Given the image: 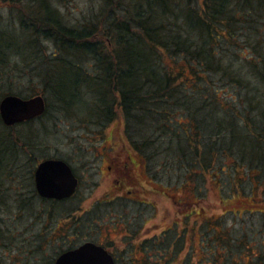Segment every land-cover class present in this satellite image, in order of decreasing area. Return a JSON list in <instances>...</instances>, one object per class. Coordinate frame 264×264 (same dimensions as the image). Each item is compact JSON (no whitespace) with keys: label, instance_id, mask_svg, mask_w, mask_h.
Masks as SVG:
<instances>
[{"label":"trees","instance_id":"1","mask_svg":"<svg viewBox=\"0 0 264 264\" xmlns=\"http://www.w3.org/2000/svg\"><path fill=\"white\" fill-rule=\"evenodd\" d=\"M10 1L31 29V44L43 37L64 53L44 78L62 106L85 109L87 121L101 126L120 112L130 150L147 156L141 157L147 173L156 158L148 154L166 146L156 153L172 156L162 167L182 173L178 188L199 180L222 194L228 179L230 191L220 199L230 201L227 210L211 217L192 209L183 228L172 225L130 245L141 255L129 264H264L262 250L246 237L232 238L221 224L224 214H238L239 199L241 213L264 215V0H105L79 26L66 23L53 5L58 0ZM8 40L14 39L0 31V64ZM90 60L93 71L84 70ZM56 65L71 75L65 94L53 86ZM7 94L15 95L1 93ZM16 142V135L0 133V196L15 167L7 155ZM194 232L197 246L193 239L186 250Z\"/></svg>","mask_w":264,"mask_h":264},{"label":"rangeland","instance_id":"2","mask_svg":"<svg viewBox=\"0 0 264 264\" xmlns=\"http://www.w3.org/2000/svg\"><path fill=\"white\" fill-rule=\"evenodd\" d=\"M104 1L58 0L53 5L68 25L79 26L94 19ZM0 31L14 39L4 45L6 57L0 64V99L1 93L21 98L32 94L42 96L48 105L46 115L27 124L0 125V133L19 138L15 151L9 156L6 154L15 157V167L8 180L5 179L0 196L5 213L4 221L0 220V264H53L68 248L86 241L96 242L116 255L117 264H129L131 256L141 255L130 245L136 247L172 225L183 228L185 216L192 209L214 217L229 208V200L225 205L220 200L230 191L228 179L222 194L215 184L199 180L189 181L192 188L191 185L178 188L185 180L182 173L162 167L166 158L172 156L156 153L165 151V145L148 154L156 158L155 167L147 173L142 158L130 150L125 140L120 112L112 123L101 126L87 121L85 109L62 106L45 85L44 78L51 62L64 53L58 51L53 41L43 37L31 44V29L21 24L10 0H0ZM91 66V60L81 64L84 70L93 71ZM70 79L68 69L55 66L56 92L65 94ZM83 97L87 103L89 97ZM127 152L133 157H123ZM108 153L120 157L111 159ZM46 159H62L71 167L79 181L72 199L54 203L32 194L35 191L32 171ZM248 186L247 182L242 184L246 193H249ZM239 201L233 206L239 217L224 214L223 229L232 238L246 237L248 246L264 253V215L241 213L245 207ZM193 219L187 221L189 226L194 223ZM193 239L196 247V232L192 238L188 236L186 250Z\"/></svg>","mask_w":264,"mask_h":264},{"label":"water","instance_id":"3","mask_svg":"<svg viewBox=\"0 0 264 264\" xmlns=\"http://www.w3.org/2000/svg\"><path fill=\"white\" fill-rule=\"evenodd\" d=\"M42 96L24 99L6 95L0 99V119L4 126L11 127L40 117L45 112ZM78 181L70 166L60 159L41 161L34 171V186L39 197L64 200L71 197ZM53 264H114L113 257L103 247L92 242L63 252Z\"/></svg>","mask_w":264,"mask_h":264},{"label":"flooded vegetation","instance_id":"4","mask_svg":"<svg viewBox=\"0 0 264 264\" xmlns=\"http://www.w3.org/2000/svg\"><path fill=\"white\" fill-rule=\"evenodd\" d=\"M139 156L138 157H147L146 155H141V154H138ZM107 157H111V159H116V158H113V157H120L119 154H111L109 155V153L107 154ZM123 157H133L131 153L127 152L125 155L123 154ZM134 157H137V156H134ZM127 158V159H128ZM130 159V158H129ZM111 168L108 166V170H110ZM116 175H119V172L116 171ZM128 193V192H127ZM129 196V194H128ZM74 197V196H73ZM72 198V197H71ZM130 199V198H129ZM87 242V241H86ZM90 242H93V241H90ZM93 243H96V242H93ZM97 244V243H96ZM98 245V244H97ZM102 246V245H100ZM103 247V246H102ZM105 248V247H104ZM106 249V248H105ZM107 250V249H106ZM108 251V250H107Z\"/></svg>","mask_w":264,"mask_h":264}]
</instances>
